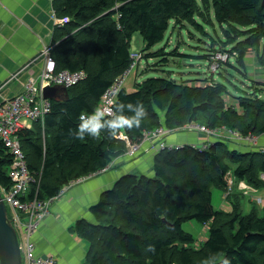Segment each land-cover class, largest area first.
Instances as JSON below:
<instances>
[{
    "label": "trees",
    "instance_id": "trees-1",
    "mask_svg": "<svg viewBox=\"0 0 264 264\" xmlns=\"http://www.w3.org/2000/svg\"><path fill=\"white\" fill-rule=\"evenodd\" d=\"M53 8L59 19L66 20L57 24L52 38L57 70L85 71L86 77L70 88L59 87L56 99L50 100L45 145L40 122L19 132L29 169L42 171V198H58L72 182L125 156L129 147L120 134L135 144L160 126L177 129L200 120L209 128L264 134V83L255 82L260 86L255 96L241 90L239 110L226 107L228 87L211 77L198 84L150 78L136 84L134 92L122 89L114 117L105 120L130 118L141 102L148 115L140 117L139 128L113 135L102 131L98 138L74 135L79 117L97 110L105 91L132 65L137 32L145 43L142 60L143 55L158 57L150 50L164 40L170 25L190 23L202 29L197 19L211 20L213 12L225 38L218 36L219 46L214 41L213 52L205 58L210 63L212 54L227 53L229 60L223 65L248 78L244 69L250 49L264 66V0H55ZM232 58L237 66L230 63ZM11 162L0 143V189L12 184ZM230 171L237 182L264 190V153L226 141H215L207 149L192 145L165 149L154 156L152 175L121 176L90 208L95 222L81 219L74 226L89 245L88 263L223 264L227 259L230 264H264V215L255 207L243 214L238 195L227 199L230 212L214 208L213 188L226 191ZM193 221L207 228L201 249L193 248L195 238L183 229Z\"/></svg>",
    "mask_w": 264,
    "mask_h": 264
},
{
    "label": "crops",
    "instance_id": "crops-1",
    "mask_svg": "<svg viewBox=\"0 0 264 264\" xmlns=\"http://www.w3.org/2000/svg\"><path fill=\"white\" fill-rule=\"evenodd\" d=\"M52 9L53 4L49 0H0V103L20 93L29 78L39 76L44 65L43 50L52 47L57 26L52 18ZM251 52L252 49L248 54ZM205 138L200 133L185 132L172 134L165 140L173 146H198ZM260 142L264 143V136L260 137ZM157 153L153 145L143 143L135 157L117 158L108 171L72 187L67 195L59 197L36 233L37 252L52 256L57 264H89V245L74 232L75 224L81 219L95 222L90 208L121 176L152 175ZM235 192L245 196L239 186ZM223 201L221 209L230 212L231 203L224 197ZM255 208L259 215H264V205L259 206L260 209Z\"/></svg>",
    "mask_w": 264,
    "mask_h": 264
},
{
    "label": "built area",
    "instance_id": "built-area-1",
    "mask_svg": "<svg viewBox=\"0 0 264 264\" xmlns=\"http://www.w3.org/2000/svg\"><path fill=\"white\" fill-rule=\"evenodd\" d=\"M49 1L53 4L55 0ZM52 18L57 24H63L66 21L59 19L54 9H52ZM52 49L53 47H49L43 50L44 65L39 76L29 78L20 93L0 103V143L12 160L9 168V177L12 184L9 188H3L0 191L17 232L23 264H57L52 256L38 253L35 242L36 233L40 230L44 220L50 215L52 204L57 198L48 199L40 196L42 171L37 173L29 169L19 138V132L22 129L31 130L34 123L40 122L45 145V118L51 112V103L50 100L44 98V88L53 86L70 88L86 77L85 71H58L56 61L51 54ZM132 59L133 63L130 68L117 77L103 94L98 106L104 112L102 119L114 117L118 95L124 89L128 75L141 62V53L132 54ZM228 60L229 55L227 53L216 52L212 54L209 64L210 72L216 74L222 68L223 63L228 62ZM182 130L199 132L213 141H226L238 145L249 144L252 151L256 150L264 153V145H261L259 138L252 133L243 135L239 131L226 126L212 129L207 126H196L194 123L185 125ZM173 132L174 130L172 129L160 126L152 131L145 132L141 141L135 144H132L128 137L123 134H120L119 137L128 143L129 148L125 156L133 158L138 154L143 143H150L158 152L165 149L183 147L169 145L166 142L165 139L172 135ZM110 166L101 172L108 171ZM231 174L229 173L227 178L228 195L229 190L231 192L234 185V179L230 177ZM72 183L62 190L60 196L72 186ZM256 202L263 204L264 200L256 198Z\"/></svg>",
    "mask_w": 264,
    "mask_h": 264
},
{
    "label": "rangeland",
    "instance_id": "rangeland-1",
    "mask_svg": "<svg viewBox=\"0 0 264 264\" xmlns=\"http://www.w3.org/2000/svg\"><path fill=\"white\" fill-rule=\"evenodd\" d=\"M197 22L202 25V29L197 27L195 24L190 23H185L184 25L178 27H175L174 24L170 25L169 30L165 34L164 40L150 50L151 54L159 53V56L154 58H146L145 55H143V60H141L137 68L132 70L126 78L124 89L129 93L134 92L136 84L142 83L143 81L150 78L172 79L178 83L190 81L193 84H198L200 80L214 77L215 81L225 83L228 87V93L224 95L226 107L230 108L234 106L236 108H239L240 110L238 97L240 96V94H242L241 90H243L244 92H250L253 94L252 96H255L257 88H260V86L258 84H255V82L264 83V66L259 62V56L256 55L255 51H252L250 54H248L249 59L248 61H246L247 67L246 69H244V71L247 72L249 79L246 78L241 71H238L236 68H231L227 64L223 65L224 67L222 66L220 70H223L222 75H226V77H228L230 81H227L224 77H221L219 75V73L221 72L220 70L216 74L212 75L209 69V60L205 58V55L210 54L209 52H213L211 44H213L214 41H218L216 46H219L218 36L220 40H223V38L225 37L223 36L221 26H219L213 18V12H211V20L209 18H207L206 20L198 18ZM144 49L145 43L143 41V38L141 34L137 32L134 34L132 39L131 52L133 55L140 54ZM262 56H264V51L262 53ZM166 59L168 60L167 62L165 61ZM230 63L237 66L234 58L230 60ZM261 90L264 91V87H262ZM63 91L64 90H61V92ZM259 96L260 98L262 97V95ZM193 123L196 126H205L203 125L204 123L201 120L191 122V125ZM172 130H174L172 134L185 132L189 133V131L182 130V128H175ZM204 136L206 138L201 142V145L192 146L207 149L204 147H208L209 144L215 142L208 136ZM257 137L259 138L260 142L261 135ZM242 146L251 149V145L249 144H244ZM101 171L80 178L79 180L81 181L78 180L79 182L77 181L72 183V186L69 189L76 185L84 183L85 181H88L94 176L104 173ZM230 173L232 172L230 171ZM230 177L234 179V185L231 192L229 190V195L227 194L228 188L223 192L221 189L213 188V205L215 209H221L223 207V197L227 200L229 196H240L235 192L238 186L241 188L242 194L245 195L241 197L243 214L250 213L253 207L259 208V206L262 207L264 205V203L260 204L256 202V198H264V190L260 191L258 189H255L251 185H248V183L246 182H237L233 174H231ZM241 185H243V187H241ZM248 188H252L253 190ZM69 189L65 191L61 196L64 197L65 195H67ZM257 192L258 194H256ZM183 229L193 235V237L195 238L196 242L192 245L193 248L201 249L205 239H207V228L193 221L185 223Z\"/></svg>",
    "mask_w": 264,
    "mask_h": 264
},
{
    "label": "clouds",
    "instance_id": "clouds-1",
    "mask_svg": "<svg viewBox=\"0 0 264 264\" xmlns=\"http://www.w3.org/2000/svg\"><path fill=\"white\" fill-rule=\"evenodd\" d=\"M141 104L139 111L132 117L127 118L123 115H118L115 119H102L104 117V112L98 108L90 115L82 114L79 117L80 123L78 125L77 131L74 133L76 138L84 139L85 135L91 136L93 138H98L102 131L107 132L110 135L117 134L122 129L131 130L134 127L139 128L141 126L140 117H147L148 113L146 107L143 103ZM223 264H230V262L225 259Z\"/></svg>",
    "mask_w": 264,
    "mask_h": 264
},
{
    "label": "water",
    "instance_id": "water-1",
    "mask_svg": "<svg viewBox=\"0 0 264 264\" xmlns=\"http://www.w3.org/2000/svg\"><path fill=\"white\" fill-rule=\"evenodd\" d=\"M59 87H46L44 98L56 99ZM0 264H23L17 232L0 191Z\"/></svg>",
    "mask_w": 264,
    "mask_h": 264
}]
</instances>
